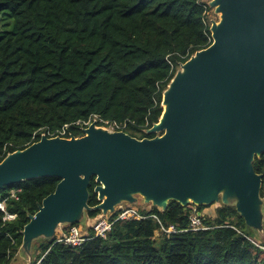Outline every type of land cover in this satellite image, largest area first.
<instances>
[{
	"label": "trees",
	"instance_id": "obj_1",
	"mask_svg": "<svg viewBox=\"0 0 264 264\" xmlns=\"http://www.w3.org/2000/svg\"><path fill=\"white\" fill-rule=\"evenodd\" d=\"M210 10L205 0H0V161L42 134L80 137L93 120L122 125L133 138L155 137L146 131L161 115L163 91L211 42ZM253 168L262 193L264 153ZM57 183L38 178L0 190V264L18 256L28 215ZM95 186L91 178L89 207L98 204ZM140 213L177 232L162 233L150 217L118 221L105 239L75 248L33 242L38 256L30 264H264L234 207L219 204L213 218L201 217L210 228L197 232L187 230L190 209L175 202Z\"/></svg>",
	"mask_w": 264,
	"mask_h": 264
},
{
	"label": "water",
	"instance_id": "obj_2",
	"mask_svg": "<svg viewBox=\"0 0 264 264\" xmlns=\"http://www.w3.org/2000/svg\"><path fill=\"white\" fill-rule=\"evenodd\" d=\"M208 7L217 16L211 42L179 65L163 91L161 115L146 131L155 137L133 138L93 120L80 137L42 134L0 161V190L58 179L21 231L19 251L30 263L35 240L137 198L159 211L169 202L234 207L263 237V176L253 161L264 153V0H211ZM91 178L94 207L87 204Z\"/></svg>",
	"mask_w": 264,
	"mask_h": 264
},
{
	"label": "built area",
	"instance_id": "obj_3",
	"mask_svg": "<svg viewBox=\"0 0 264 264\" xmlns=\"http://www.w3.org/2000/svg\"><path fill=\"white\" fill-rule=\"evenodd\" d=\"M96 121V120H95ZM90 123L84 124V126H88ZM101 127L110 129L112 131H122L124 126L118 125L114 122H102ZM64 135V132L60 133V137ZM14 197V195H12ZM261 200L263 202V228H264V189L262 193H260ZM193 207V206H192ZM0 211L4 212L3 204L0 203ZM196 211V208L193 207L190 210L189 216V226L188 231H204L209 229L210 227L203 223L201 217L203 216L201 213ZM14 215L5 214L4 220H12L14 219ZM153 218L157 221L160 227V231L166 235H171L177 232V230L173 226L164 227L160 221L153 215L147 216ZM143 216L140 211L134 208L130 204L122 203L114 208L112 213H107L106 215H102L101 213L96 215L94 218H88L85 225H63L56 229L53 242L57 244H63L72 248L79 247L83 243L88 240L94 238L105 239L107 235L111 232L113 225L118 221H130V220H141L147 218ZM186 230V231H187ZM261 250H264V235L262 239V243L253 242Z\"/></svg>",
	"mask_w": 264,
	"mask_h": 264
},
{
	"label": "rangeland",
	"instance_id": "obj_4",
	"mask_svg": "<svg viewBox=\"0 0 264 264\" xmlns=\"http://www.w3.org/2000/svg\"><path fill=\"white\" fill-rule=\"evenodd\" d=\"M210 1L211 0H205V2H207V4ZM208 17H209V23H210L211 20H215V21L217 20V16L214 15L212 10H210V12L208 14ZM218 205L219 204H213V205H210V206L203 207V209L201 210V214L203 216L207 217V218H213L214 217L215 208ZM132 206L134 208H136L138 211H148L151 208L150 205H144L143 202H142V199H140V198H137L136 205H132ZM188 208L191 210L193 207L190 204V205H188ZM87 219L88 218L85 216L84 220L81 223L76 224V225H79V226L85 225ZM249 235H250L251 239L254 240L253 242H257V243H261L262 242L263 237H259L258 234H256L255 232H249ZM40 240H45V239L40 238V239L35 240L34 242L36 243V242H39ZM36 245H37V243H36ZM36 255L38 256V252L35 250V245L32 244L31 245V259L33 261L36 260ZM10 264H30V262L28 261L27 257L24 256L23 254H21L20 251H19L18 252V256L15 259H13L10 262Z\"/></svg>",
	"mask_w": 264,
	"mask_h": 264
}]
</instances>
